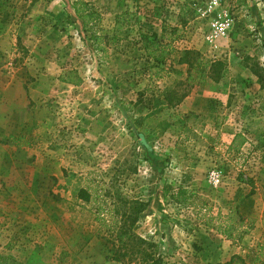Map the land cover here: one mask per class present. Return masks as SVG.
<instances>
[{
	"label": "rangeland",
	"instance_id": "rangeland-1",
	"mask_svg": "<svg viewBox=\"0 0 264 264\" xmlns=\"http://www.w3.org/2000/svg\"><path fill=\"white\" fill-rule=\"evenodd\" d=\"M75 1L94 12L86 26ZM225 13L231 28L215 35ZM143 33L172 45L163 63ZM185 50L223 62L220 81L197 78ZM253 68L264 71V0H0V264H136L113 258L109 234L117 200L134 199L147 203L134 231L160 264H264ZM178 188L192 204L172 200Z\"/></svg>",
	"mask_w": 264,
	"mask_h": 264
},
{
	"label": "trees",
	"instance_id": "trees-1",
	"mask_svg": "<svg viewBox=\"0 0 264 264\" xmlns=\"http://www.w3.org/2000/svg\"><path fill=\"white\" fill-rule=\"evenodd\" d=\"M77 18L81 19L83 26H86L93 18L94 12L87 7V4L82 1H75L72 4ZM73 16H69V21L73 23ZM123 21V20H121ZM118 22V20H117ZM182 23H186L183 19ZM98 36L92 32L91 39L96 43ZM141 40L144 43V47L147 50L148 55L152 56L158 63H163L166 54H171L173 51L170 43H163L158 39L157 33L141 34ZM181 62H185L188 65L189 70H193L197 73V78L201 77L202 82L206 78L211 79L213 82H219L222 75L223 62L217 61H204L201 55L196 50H185L184 54L180 58ZM254 73L259 77L261 87H264V71H259L253 68ZM63 81L69 82L67 79ZM263 83V84H262ZM77 198L83 202L89 203L92 200L91 193L88 188H80L77 193ZM172 200L180 205L192 204L194 196L187 194V190L178 188L171 193ZM119 201V203H118ZM147 203L138 199L134 200H117V224L115 228L109 231V234L113 236L111 240L117 241V248L113 254V258L116 261H120L124 256H134L140 260L136 261V264H148L149 260H152L153 264H160L161 258L155 257L157 244L146 240L139 236L134 231V226L140 218V214L145 210ZM96 218H99L103 206L98 203L96 206ZM263 249L262 247H259ZM260 249V250H261ZM153 255V256H152ZM153 257V258H152ZM256 262L247 263L246 259L240 255L232 256L225 262H218L216 264H261L258 257L255 258Z\"/></svg>",
	"mask_w": 264,
	"mask_h": 264
},
{
	"label": "built area",
	"instance_id": "built-area-1",
	"mask_svg": "<svg viewBox=\"0 0 264 264\" xmlns=\"http://www.w3.org/2000/svg\"><path fill=\"white\" fill-rule=\"evenodd\" d=\"M232 25V19L228 13L220 15L212 23V30L215 35H223L227 33Z\"/></svg>",
	"mask_w": 264,
	"mask_h": 264
}]
</instances>
